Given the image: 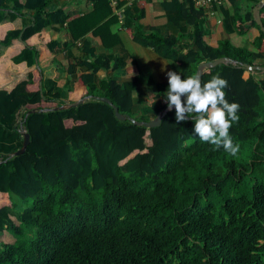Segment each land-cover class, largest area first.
<instances>
[{
  "label": "trees",
  "instance_id": "1",
  "mask_svg": "<svg viewBox=\"0 0 264 264\" xmlns=\"http://www.w3.org/2000/svg\"><path fill=\"white\" fill-rule=\"evenodd\" d=\"M52 1L0 0V23H23L5 31L0 46H19L11 61L29 63L18 80L0 88V124L20 114L16 126L28 135L17 156L9 157L21 144L15 146L13 127L0 147V233L12 239L0 243V264H264V72L243 67H264V34L251 16L258 0H247V11L234 9L232 18L238 35L255 31L248 35L251 49L208 38L205 15L190 0L179 13L191 27L183 49L177 48L182 28L166 37L153 28L131 31L133 41L176 63L182 78L194 75L199 63L227 59L204 69L200 79L227 80L226 99L239 105V121L230 129L240 145L235 157L201 142L194 119L176 124L174 108L149 129L118 121L111 106L148 121L133 110L131 91L139 84L154 86L143 105L156 116L166 108L168 84H154L140 71L126 84L111 75L95 80L98 70L121 66L118 58L94 55L84 37L97 35L100 24L110 26L107 3L86 0L91 11L71 16L48 11ZM258 13L264 28V4ZM52 26L64 27L68 47L79 53L66 65L67 75L76 68L81 73L66 82L64 98L33 67L38 53L28 43ZM119 41L114 36L112 43ZM80 99L76 107L52 110ZM18 206L24 214L15 224L7 215Z\"/></svg>",
  "mask_w": 264,
  "mask_h": 264
},
{
  "label": "crops",
  "instance_id": "2",
  "mask_svg": "<svg viewBox=\"0 0 264 264\" xmlns=\"http://www.w3.org/2000/svg\"><path fill=\"white\" fill-rule=\"evenodd\" d=\"M195 9L203 11L206 23L203 24V30L208 38L213 41L227 39L236 47H245L251 49L248 44L249 36L255 31L249 30L244 35H238L232 26L234 9H238L243 15L249 6L247 0H190ZM259 1V0H258ZM106 2V1H105ZM107 3V2H106ZM184 0H132L129 6H121L120 11L122 18L120 21L112 14L110 9L111 22L110 26L103 25L97 35L91 32L85 34L89 40L93 54L112 60L120 59L121 66L114 71L98 70L95 74V80L103 78L105 75H111V78L119 83L126 84L133 82L138 71L147 74L149 78L156 81L157 84H167L166 73L174 71L182 74L181 68L165 56H159L153 50L145 48L141 43L133 41L131 31L135 28H141L142 34H147L150 29H157L163 37L168 35L176 36L179 29L184 31V37L177 45L178 49H183L188 43L185 38L191 32V27L187 26L180 18V9L185 7ZM60 8L64 13L71 16L83 15L91 11V3L86 0H54L49 3L47 10L54 11ZM26 22L28 19H24ZM11 25L9 22L0 23V39L3 33L14 27H21V19L14 20ZM244 28L248 24H243ZM24 26L22 29H25ZM249 35V36H248ZM114 36L119 38V42H113ZM106 43L104 45L102 40ZM45 41L56 42L52 50L45 46ZM69 37L64 27H47L41 31L39 37H31L28 43L34 46L38 53V61L33 65L34 68L41 72L42 79L46 81V86H52V92L57 93L60 98H64L67 81L78 76L81 71L76 68L73 75H67L65 68L70 59L78 58L79 53L75 47H68ZM43 42V43H42ZM20 47L0 46V88H6L12 81L18 80L26 71L28 63H13L12 57L16 56ZM26 63V64H25ZM29 64V63H28ZM31 64V63H30ZM32 67V68H33ZM31 68V69H32ZM29 69V68H28ZM5 78L9 82H5ZM153 88L151 85H136L131 91L133 110L145 111L143 101L146 97L152 95ZM151 91V92H150ZM146 113V111H145ZM149 114V113H147Z\"/></svg>",
  "mask_w": 264,
  "mask_h": 264
},
{
  "label": "clouds",
  "instance_id": "3",
  "mask_svg": "<svg viewBox=\"0 0 264 264\" xmlns=\"http://www.w3.org/2000/svg\"><path fill=\"white\" fill-rule=\"evenodd\" d=\"M166 76V110L174 108L176 124L194 119L193 132L201 142L237 156L240 145L234 143L230 129L239 121V105L226 99L227 80L216 75L203 83L199 75L182 78L174 71H168Z\"/></svg>",
  "mask_w": 264,
  "mask_h": 264
},
{
  "label": "water",
  "instance_id": "4",
  "mask_svg": "<svg viewBox=\"0 0 264 264\" xmlns=\"http://www.w3.org/2000/svg\"><path fill=\"white\" fill-rule=\"evenodd\" d=\"M264 4V0H259L258 3L252 8L251 10V16H252V20L255 23V25L260 29V31L264 34V28L262 27L260 18H259V9L260 7ZM19 39V38H18ZM227 62V59L225 58H218L215 59L213 61L207 62V63H199L196 66L194 75H201L202 71L204 69H208L211 67H214L217 64H221V63H225ZM243 67L248 70V71H254V70H258L261 72H264V67H252V66H247V65H243ZM84 101V99H80L76 102L73 103H64L62 106L56 107L52 110H63V109H67V108H73L76 107L77 105L81 104ZM99 101L102 102H106L107 100L104 98H99ZM112 110H113V114L114 117L118 120V121H123V120H127L129 121L132 125H137V126H142L146 129L149 128H153L159 125L160 119L161 117L167 112L166 108L164 110H162L160 113H157L156 116L154 117V119L152 120H148V121H135L134 119L128 117V116H123L121 114H119L116 110V108L114 106H111ZM22 140H21V144L19 149H17L16 151L12 152L9 157L11 156H17L21 153H23V151L25 150L27 144H28V135L26 133H22Z\"/></svg>",
  "mask_w": 264,
  "mask_h": 264
},
{
  "label": "rangeland",
  "instance_id": "5",
  "mask_svg": "<svg viewBox=\"0 0 264 264\" xmlns=\"http://www.w3.org/2000/svg\"><path fill=\"white\" fill-rule=\"evenodd\" d=\"M245 47H246V45H245ZM247 74L246 73H244V77L246 76ZM152 80V79H151ZM153 82H154V80H153ZM154 84H157L156 83V81L154 82ZM148 86V85H147ZM152 87H154L153 85H152ZM148 89H151L152 90V94H154V89L153 88H148ZM136 113H137V115L140 117V118H147L148 120H152V119H154V115H152V114H147V113H145V111H143L142 112V110L141 109H137L136 110ZM19 121H20V114H17L14 118H13V120H12V122H6V123H4V124H0V147H2V146H5L6 145V141H9V139H10V136L8 135L9 133H10V129L13 127L14 128V132H16V136H17V140H16V144H15V142H14V144H15V146L17 145V144H20L21 143V140H22V130L21 129H19V126H16V125H18V123H19ZM18 146V145H17ZM19 149V148H18ZM0 150H2V149H0ZM23 214H24V211H23V208L22 207H16L14 210H12V211H8V215H7V217H8V219L10 220V221H12L13 223H17L18 221H19V217H23ZM11 237L8 235V234H6V233H4V232H2V233H0V243H9V242H11Z\"/></svg>",
  "mask_w": 264,
  "mask_h": 264
},
{
  "label": "built area",
  "instance_id": "6",
  "mask_svg": "<svg viewBox=\"0 0 264 264\" xmlns=\"http://www.w3.org/2000/svg\"><path fill=\"white\" fill-rule=\"evenodd\" d=\"M109 7L112 10V14L118 19V21L121 20L122 15L120 8L121 6H129L132 2V0H105Z\"/></svg>",
  "mask_w": 264,
  "mask_h": 264
}]
</instances>
